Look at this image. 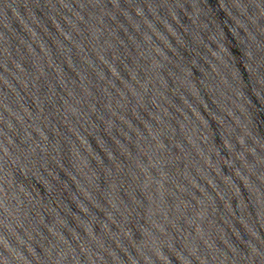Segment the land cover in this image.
I'll return each instance as SVG.
<instances>
[{
	"label": "water",
	"instance_id": "obj_1",
	"mask_svg": "<svg viewBox=\"0 0 264 264\" xmlns=\"http://www.w3.org/2000/svg\"><path fill=\"white\" fill-rule=\"evenodd\" d=\"M0 264H264V0H0Z\"/></svg>",
	"mask_w": 264,
	"mask_h": 264
}]
</instances>
